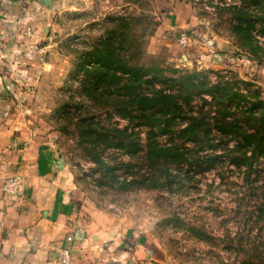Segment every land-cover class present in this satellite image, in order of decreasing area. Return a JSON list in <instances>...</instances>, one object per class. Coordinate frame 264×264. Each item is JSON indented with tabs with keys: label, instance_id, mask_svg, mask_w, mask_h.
<instances>
[{
	"label": "rangeland",
	"instance_id": "rangeland-1",
	"mask_svg": "<svg viewBox=\"0 0 264 264\" xmlns=\"http://www.w3.org/2000/svg\"><path fill=\"white\" fill-rule=\"evenodd\" d=\"M0 21L26 68L15 91L22 123L51 145L91 236L137 239L152 264L249 258L248 241L264 240V156L248 171L225 157L209 169L206 161L172 163L154 183L147 144L151 132L159 143L167 135L121 118L106 103L108 92L90 86V70L119 59L166 77L195 73L227 84L232 103L247 107L264 100V0H0ZM210 100L195 97L183 110L209 113ZM113 126L139 142L135 154L106 147L90 132ZM215 131L218 149L188 143L185 153L192 160L195 153L223 155Z\"/></svg>",
	"mask_w": 264,
	"mask_h": 264
},
{
	"label": "crops",
	"instance_id": "crops-1",
	"mask_svg": "<svg viewBox=\"0 0 264 264\" xmlns=\"http://www.w3.org/2000/svg\"><path fill=\"white\" fill-rule=\"evenodd\" d=\"M6 32L0 21V264H152L137 239L91 236L78 219L51 145L22 123L15 91L26 68ZM15 175L25 183L8 196L1 186Z\"/></svg>",
	"mask_w": 264,
	"mask_h": 264
},
{
	"label": "trees",
	"instance_id": "trees-1",
	"mask_svg": "<svg viewBox=\"0 0 264 264\" xmlns=\"http://www.w3.org/2000/svg\"><path fill=\"white\" fill-rule=\"evenodd\" d=\"M233 8L238 10L235 6ZM104 57L109 59L114 58V55L106 51ZM111 63L117 64L112 67ZM115 63L107 60L94 66L90 72L96 82L90 86L93 85L95 89L101 85L102 90L108 92L106 101H111L110 104L116 107L121 118L135 119L139 121L136 125L156 128L157 132L167 135V141L159 143L151 138V134L155 135V132H151L147 144L146 156L152 169L150 179L154 183L160 181L162 175H169L167 166L172 163L185 161L189 165L195 163L202 167L206 161L208 165L204 169H209L225 157L231 165L248 171L254 158L264 156V100L252 102L246 107L238 102L232 103L233 96L226 95L231 90L227 84L205 83L195 73H177L166 77L157 68L128 65L119 59ZM148 75L149 78H146ZM111 94L114 95L113 99L110 98ZM204 94L211 96L212 111L184 112V106H190L193 98H201ZM204 102L208 103L205 99ZM205 118L212 121V126ZM213 130L223 135L221 145L224 154L210 153L201 158L195 153L197 156L192 160L193 156L185 153V150L189 152L186 147L188 143L195 147L203 145L211 151L217 148L218 144L211 136ZM91 131L93 135L96 134L93 138L104 142L106 147L131 151V154L141 147L139 142L131 138L126 127H102L100 133L96 132L97 129ZM258 209L264 210V202ZM248 242V251L251 252L249 258L232 264H264V240ZM239 244L240 240L237 246Z\"/></svg>",
	"mask_w": 264,
	"mask_h": 264
},
{
	"label": "built area",
	"instance_id": "built-area-1",
	"mask_svg": "<svg viewBox=\"0 0 264 264\" xmlns=\"http://www.w3.org/2000/svg\"><path fill=\"white\" fill-rule=\"evenodd\" d=\"M179 43L184 46L185 40L183 38H180ZM24 183L25 182L21 177L15 175L3 181L1 190L4 194L8 196H16L21 192Z\"/></svg>",
	"mask_w": 264,
	"mask_h": 264
}]
</instances>
